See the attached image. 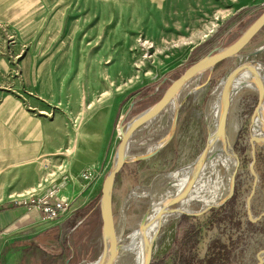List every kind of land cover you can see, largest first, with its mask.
<instances>
[{
  "label": "rangeland",
  "instance_id": "obj_1",
  "mask_svg": "<svg viewBox=\"0 0 264 264\" xmlns=\"http://www.w3.org/2000/svg\"><path fill=\"white\" fill-rule=\"evenodd\" d=\"M263 10L264 0H0V207L17 204L36 216L17 235L5 234L13 240L4 249L0 243V264L94 260L101 250L96 206L121 141L119 125L154 104L170 80L215 47L233 43ZM261 46L264 26L242 53ZM246 61L264 72V50L216 64L186 88L184 94L197 90L181 102L171 140L117 172L113 219L123 229L125 216L123 239L141 229L150 192L168 183L163 177L188 169L201 152L212 98ZM261 88L254 82L240 88L227 117L239 161L231 196L201 216L174 214L153 240L150 264H254L264 250V150L258 146L250 214L247 207L254 181L248 139ZM171 109L135 136L141 150L167 134ZM233 164L225 155L220 171L197 189L225 195ZM190 202L171 207L205 206Z\"/></svg>",
  "mask_w": 264,
  "mask_h": 264
},
{
  "label": "water",
  "instance_id": "obj_2",
  "mask_svg": "<svg viewBox=\"0 0 264 264\" xmlns=\"http://www.w3.org/2000/svg\"><path fill=\"white\" fill-rule=\"evenodd\" d=\"M264 26V10L261 12V14L245 29L243 30L239 37L231 44L226 45V46H218L215 47L213 50H211L206 56L195 62L194 64L190 65L182 74L179 75V77L175 80H170L169 86L163 90V92L160 94L158 100L149 106L146 110H144L141 114L133 117L130 119L129 122L127 123H121L119 125V131L121 133V141L118 144L116 151L113 156L112 164L105 176L103 185H102V190H101V195L99 197L98 203H97V210L99 211V217H100V228H101V250L100 253L96 256V258L90 262H83L82 264H115L116 261V251L118 250L117 246V240L118 236H120V233L123 231L125 228V216H122L121 222L124 225L123 229L117 227V225L114 222L113 219V202H112V197H113V190H114V181H115V176L117 172L120 171L122 166L125 163H131V162H137V161H142L151 158L154 156L161 148H163L174 136L175 129H176V122H177V111L178 108L181 104V102L184 100V98L189 94H182L178 99H177V104L175 105V110H174V118L171 119V123L168 129L167 135L164 137V139H161L157 145H154L150 150L148 151H143L141 150V145L139 141L140 139H134L136 137L133 136V131L135 130L134 128H138L137 133H144L147 131L152 126L153 121L165 110V106L167 105V102L171 99L170 96L174 93L176 89L181 87L182 84L183 86L187 83L186 80L190 78L191 76H198V73L203 72L204 70H208L207 73L210 74L211 71L213 70L214 66L218 64L219 62L227 59H232L234 57H242V56H253L259 52H262L264 50V46H261L257 49H254L250 52L247 53H242L243 49L246 47V45L250 42V40L258 33V31ZM253 60L249 61L252 62ZM248 61L238 64L235 66L228 74L227 76V83L231 82V78L235 75L236 72L240 71L243 68H246L247 65L249 64ZM193 76V77H194ZM186 82V83H185ZM182 86V87H183ZM261 98V95H259ZM170 98V99H169ZM222 117L220 122H218V125L214 127L213 123H209L206 120V126H207V138L204 144L203 149L201 152L196 156V158L186 166L192 165L195 166L199 157L206 151L208 150L210 143H211V136L214 133L215 129L219 126V123L223 125L224 120L227 118L228 113L227 110L222 111ZM256 110H253V113L251 115V123H250V133H249V143H251L250 149H251V154H252V162H251V172L254 176V181L252 185L251 192L247 198V207H248V213L250 214L249 210V202L251 197L253 196L255 186H256V175L253 171V164L255 161V148L256 146L262 148L264 150V131L262 133V136H258L256 134H253L252 131V125L254 123V119L256 117ZM256 121V120H255ZM141 122V125L139 124ZM225 123V122H224ZM140 125V126H139ZM221 127V125H220ZM134 137V138H133ZM134 139V140H133ZM129 148L132 151H129ZM136 149L135 151H133ZM232 153L233 156L236 160V166L235 170L232 176V183L231 187L229 190V193H226L225 196L220 200L215 205H210L207 206L206 208L200 209L199 211H196L194 213H185L188 215H193V216H201L207 212H209L212 208L217 207L221 205L223 202H225L232 194L233 192V183H234V176L237 171L239 161L237 154L235 153L233 146L231 145ZM185 166V167H186ZM195 169V168H194ZM172 204V203H171ZM170 204V205H171ZM173 204H176L173 203ZM172 204V205H173ZM170 205L169 208H165L164 212L165 215H167V219H164L161 223L160 226L158 227V231L161 226L165 225L172 217L174 212H177V210H170L172 207ZM151 205L149 204L148 208L146 211L140 216L139 219V227L143 228L146 225V218L149 212ZM174 208V207H173ZM171 211V212H170ZM182 215L181 213L178 214L177 216ZM184 215V214H183ZM170 216V217H169ZM121 224V225H122ZM110 232V234H109ZM114 235H113V233ZM158 233V232H157ZM110 235V236H109ZM154 240V239H153ZM153 240L149 241L148 244V255L146 258V264H150L151 260V247ZM256 262L254 264H262L264 260V250L259 251L256 254ZM215 264H236L233 262H227V261H222L218 262Z\"/></svg>",
  "mask_w": 264,
  "mask_h": 264
},
{
  "label": "bare ground",
  "instance_id": "obj_3",
  "mask_svg": "<svg viewBox=\"0 0 264 264\" xmlns=\"http://www.w3.org/2000/svg\"><path fill=\"white\" fill-rule=\"evenodd\" d=\"M207 71L208 70L206 69L203 72L198 73L197 77L194 76V74V77L191 76L190 78H188V80H186L187 83L185 82L186 84L184 86L183 83V87L179 86V88L174 91L172 96H170L171 99L169 98L170 100L167 102L165 110L172 108L170 110V113H172L171 119L174 118V110L175 105L177 104V99L182 94L184 95L186 88L194 80L199 79L201 75ZM252 82L261 84L262 86V88L260 89L261 100L259 105H257L255 108L256 117L252 125L253 134L262 136V133L264 131V72L259 71L255 67H246L241 69L240 71L236 72L235 75L231 78L230 83H227L226 80L224 84L219 87L212 98L211 109L208 112V115H206L207 122L213 123L214 127L218 125V122H220L222 117V111L227 110V113L229 114L234 98L237 95L239 89L247 86V84H250ZM196 90V88L191 89L189 93L195 92ZM224 122L223 125L219 123V126L215 129L214 133L211 136L212 141L208 150H206L199 157L195 166L190 165V167L186 170L179 172L175 171L173 173H170L169 175L164 176L163 179H165V181H167L168 183H166V185L162 188L161 192L160 190H157V192H150L151 211L149 219L143 228L135 232L133 235L127 237V239H123L121 236H118V240L116 243L118 246V250L116 251L117 255L115 264H146L149 241L156 238L158 232L157 229L160 226V223L164 219H167V215H165L164 212L165 208H169V206L167 205L181 200H185L187 204H190V201L193 200L199 203H203L205 205L204 208H206L207 206H213L220 202V200L225 195L220 194L219 190L209 191L206 189H197V186L212 177L217 168L220 171V165L223 163L225 155L233 158L234 160V164L232 165V170L230 172L228 181L227 193H229L232 183V176L236 166V160L233 156L231 143L226 132L227 118L224 120ZM139 124L141 125V122H139ZM138 128H134V137L138 135ZM164 137L162 139H164ZM227 148L231 151V155L227 152ZM130 149L133 148H129V151H132ZM172 204L170 206H172ZM170 210L174 209L171 208ZM174 213L185 214L194 213V211H191L190 209L179 208L177 209V212ZM152 252L153 245L151 247V255Z\"/></svg>",
  "mask_w": 264,
  "mask_h": 264
},
{
  "label": "crops",
  "instance_id": "obj_4",
  "mask_svg": "<svg viewBox=\"0 0 264 264\" xmlns=\"http://www.w3.org/2000/svg\"><path fill=\"white\" fill-rule=\"evenodd\" d=\"M2 106L4 107V104H2ZM93 154L96 155L95 152H93ZM34 216L35 212H26L25 209L21 206H17V204H8L0 207V243H4L3 249L10 245L11 241H7L13 240L11 239L12 237L9 239L5 237V234H15L19 232L21 229L28 226L31 221H34Z\"/></svg>",
  "mask_w": 264,
  "mask_h": 264
}]
</instances>
